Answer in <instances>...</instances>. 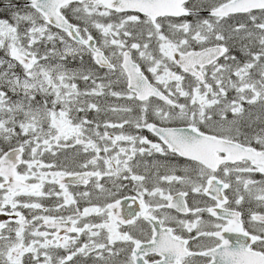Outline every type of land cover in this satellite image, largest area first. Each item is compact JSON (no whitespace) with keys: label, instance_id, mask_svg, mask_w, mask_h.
Returning <instances> with one entry per match:
<instances>
[{"label":"snow or ice","instance_id":"6c2138e0","mask_svg":"<svg viewBox=\"0 0 264 264\" xmlns=\"http://www.w3.org/2000/svg\"><path fill=\"white\" fill-rule=\"evenodd\" d=\"M0 264H264V0H0Z\"/></svg>","mask_w":264,"mask_h":264}]
</instances>
